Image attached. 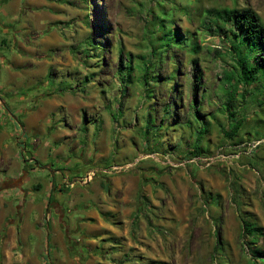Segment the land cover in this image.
<instances>
[{
    "label": "rangeland",
    "instance_id": "rangeland-1",
    "mask_svg": "<svg viewBox=\"0 0 264 264\" xmlns=\"http://www.w3.org/2000/svg\"><path fill=\"white\" fill-rule=\"evenodd\" d=\"M224 7L264 21V0H0V264H264V79L227 81L202 26ZM159 15L193 44L152 55Z\"/></svg>",
    "mask_w": 264,
    "mask_h": 264
},
{
    "label": "trees",
    "instance_id": "trees-1",
    "mask_svg": "<svg viewBox=\"0 0 264 264\" xmlns=\"http://www.w3.org/2000/svg\"><path fill=\"white\" fill-rule=\"evenodd\" d=\"M159 19V31L160 36L157 38V44L152 45V55L163 57V51L177 44L180 47L184 45L193 44L192 40L179 39L177 33L172 32L171 28L165 27L166 20L161 15ZM203 28L209 32L211 36L221 37L224 41L229 42V54L233 63V72H228L227 81H235L241 85L243 89L242 97L246 95V87L251 86L260 78L264 79V21L261 17L250 7L244 8H209L204 11V19L202 22ZM182 45V46H181ZM162 57L159 59L161 61ZM156 62L152 59L148 63H144L142 66V74L140 79L146 86L149 83V72L153 69ZM193 69L196 71V62L193 61ZM127 67V74H130V64H125ZM154 80V78H151ZM200 75L193 74V94L196 95L199 88ZM228 103H232L236 99V92H228ZM195 101V100H194ZM229 107V106H228ZM195 109L196 115L198 110ZM228 109V108H227ZM236 115L235 112L229 114L230 118ZM241 126V122L236 120L232 126V131L238 133ZM206 131L203 128V131ZM226 135L227 132L225 131ZM200 146L196 145L193 149V155L197 156L200 154ZM26 174V172L24 173ZM22 179V176L20 180ZM12 182V181H10ZM6 183L7 187L10 183ZM4 184H0V190L3 189ZM258 231L249 223L243 224V232L247 235H253L254 232ZM68 240V244H70Z\"/></svg>",
    "mask_w": 264,
    "mask_h": 264
},
{
    "label": "crops",
    "instance_id": "crops-1",
    "mask_svg": "<svg viewBox=\"0 0 264 264\" xmlns=\"http://www.w3.org/2000/svg\"><path fill=\"white\" fill-rule=\"evenodd\" d=\"M11 165H12V159L10 158L8 147H5V145L1 141V130H0V172L2 170L4 172L7 171ZM19 176H20V173L19 174L17 173L14 176H8V177L0 176V184H4V183L6 184L10 181L15 180ZM18 193H19V191L14 189V188H3L0 190V225L4 221L7 222L8 219L10 220V218H8L9 214L7 213L4 206H5V204H7L9 202L17 200L19 197ZM25 198H26L27 204H29V202L31 203V201H33V200L29 199V195H27V197H25ZM31 209L32 208H25V210H24L25 214L23 215V219H24V216L26 215V213H28Z\"/></svg>",
    "mask_w": 264,
    "mask_h": 264
},
{
    "label": "flooded vegetation",
    "instance_id": "flooded-vegetation-1",
    "mask_svg": "<svg viewBox=\"0 0 264 264\" xmlns=\"http://www.w3.org/2000/svg\"><path fill=\"white\" fill-rule=\"evenodd\" d=\"M55 210V209H54Z\"/></svg>",
    "mask_w": 264,
    "mask_h": 264
}]
</instances>
